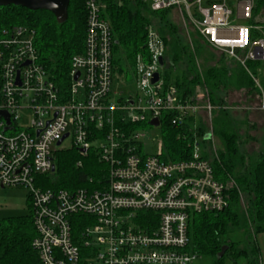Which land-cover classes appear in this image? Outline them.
Wrapping results in <instances>:
<instances>
[{"label":"built area","instance_id":"2783aa9c","mask_svg":"<svg viewBox=\"0 0 264 264\" xmlns=\"http://www.w3.org/2000/svg\"><path fill=\"white\" fill-rule=\"evenodd\" d=\"M254 2L148 0V5L152 11L177 10L207 44L244 65L264 61V25L233 23L251 18ZM102 10L95 0L86 2L83 50L71 57L62 84L40 63L31 29L0 28V187L28 190L31 245L41 264H194L191 214L224 209V184L202 156L197 137L190 158L169 161L160 148L156 154L142 152L146 135L137 126L193 117L197 128L204 116L209 129L216 106L206 90L181 100L172 85H165L159 64L165 46L154 26L147 30L144 51L134 58L136 91L112 101L119 75L114 36ZM58 150H75L77 167L95 155L99 186L43 188L38 177L54 171ZM79 223L83 227L75 232Z\"/></svg>","mask_w":264,"mask_h":264},{"label":"trees","instance_id":"16d2710c","mask_svg":"<svg viewBox=\"0 0 264 264\" xmlns=\"http://www.w3.org/2000/svg\"><path fill=\"white\" fill-rule=\"evenodd\" d=\"M87 1L69 0L63 23H58L46 10L0 6V28L21 25L31 29L40 63L58 84H62L66 82L71 57L83 50ZM95 1L103 7L102 17L112 29L117 72L123 71L124 62L129 69L133 68L135 55L144 51L147 30L154 26L165 46L161 72L165 85H172L181 100L206 90L209 101L216 106L211 112L210 128H207L209 139H205L204 116L198 117L197 128L193 117L177 124L169 120L161 123L166 132L165 151L161 157L169 161L186 160L190 158L194 137L200 138L205 149L202 156L210 161L215 177L224 184L228 199V205L220 211L191 214L188 225L191 250L198 257H211V264H224L227 259L234 264L239 260L244 264H262L256 237L264 234V151L255 155L244 151L239 129L224 108L219 93L231 88L259 93L255 77L264 90V61L247 60L242 65L222 54L224 62L226 59L235 64L232 69L224 64L207 66L203 57L200 67L196 63L201 53L199 43L196 40L191 45L183 43L176 27L165 19V14L172 9L152 11L148 0ZM247 23L264 25V0H255ZM79 159L75 150L56 151L54 171L38 177L42 187H98L100 163L95 155L82 158V166L77 167L75 163ZM82 227L79 223L74 231L80 232ZM34 235L31 213L1 222L0 264H41L31 245ZM223 245H227V249L218 257Z\"/></svg>","mask_w":264,"mask_h":264},{"label":"rangeland","instance_id":"374dc122","mask_svg":"<svg viewBox=\"0 0 264 264\" xmlns=\"http://www.w3.org/2000/svg\"><path fill=\"white\" fill-rule=\"evenodd\" d=\"M231 5V4H230ZM166 21L176 27L177 34L183 43L192 44L193 40H196L200 45V56H197V65L202 66V60L205 58L206 65H226L228 69H232L235 64L228 62L219 51L212 48L195 30L189 27L187 22L181 17L177 10L172 9L165 14ZM240 21L236 20L233 23L237 24ZM115 58V52H113ZM203 57V58H202ZM128 63H123V71L118 72L119 79L115 81L112 90V101H116L119 98H126L129 93L136 91V84L134 82V76L132 69L127 66ZM183 66V65H181ZM162 71V69H161ZM254 82L259 87V93L256 90L248 91L246 89H226L219 93V96L223 98L224 107L231 114L235 125L238 127L240 135L244 141L243 149L249 155H255L259 151H264V90L259 85L258 77L254 78ZM198 93H202L199 91ZM197 93V94H198ZM213 105V104H212ZM28 115L27 112L24 113ZM203 123L206 127V131L209 125L208 119H204ZM145 133L146 137L141 140L142 152L147 154H156L159 152L164 153L163 148L164 135L166 134L163 126L154 127L147 123H142L137 126ZM196 142H201L200 138H196ZM209 144H207L208 146ZM31 205L28 198V190L22 186L20 187H0V223L5 219L14 216L28 215L31 213ZM257 242L261 245V257L264 256V234H259L256 237ZM264 259V258H263ZM211 257L200 256L197 258L198 264H211ZM224 264H234L228 259ZM235 264H244L243 260H239Z\"/></svg>","mask_w":264,"mask_h":264},{"label":"water","instance_id":"95a60500","mask_svg":"<svg viewBox=\"0 0 264 264\" xmlns=\"http://www.w3.org/2000/svg\"><path fill=\"white\" fill-rule=\"evenodd\" d=\"M8 5H15V6H22L30 10H46L53 14L56 21L58 23H63L67 18V9L69 5V0H0V6H8ZM159 64L163 65V58L159 59ZM158 79V73H155L152 78V82H156ZM5 114V113H3ZM6 122L9 123L8 117L5 114ZM157 120H152L150 124L157 126ZM6 129V128H5ZM67 134H65L60 140L56 142V145H59L63 138H65ZM209 135H205V139H208ZM52 167V171H53ZM227 249V245H223L217 256L221 257L225 250Z\"/></svg>","mask_w":264,"mask_h":264},{"label":"crops","instance_id":"0c3cea01","mask_svg":"<svg viewBox=\"0 0 264 264\" xmlns=\"http://www.w3.org/2000/svg\"><path fill=\"white\" fill-rule=\"evenodd\" d=\"M242 23H244V22H242ZM245 24H246V23H245ZM216 51H217V50H216ZM220 53H221V52H220ZM221 54H223V53H221ZM223 55H225V54H223ZM225 56H226V55H225ZM228 59H229V58H228ZM202 92H204V91H202ZM198 94H199V93H198ZM259 246H260V248H262L260 244H259ZM261 251H262V249H261ZM263 258H264V256L261 257V263H262V264H264V259H263Z\"/></svg>","mask_w":264,"mask_h":264}]
</instances>
